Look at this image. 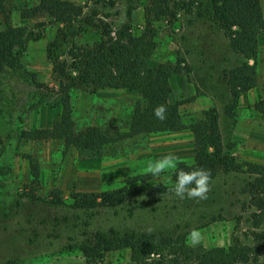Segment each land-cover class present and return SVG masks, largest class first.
Here are the masks:
<instances>
[{
  "label": "rangeland",
  "instance_id": "obj_1",
  "mask_svg": "<svg viewBox=\"0 0 264 264\" xmlns=\"http://www.w3.org/2000/svg\"><path fill=\"white\" fill-rule=\"evenodd\" d=\"M36 1L2 0L0 12V30L8 22L39 33V38L27 39L17 65L0 73V264H95L84 260L78 246L95 232L109 230L182 235L189 244V232L197 228L204 234L200 245L206 248L228 245L235 238L249 243V208L242 191L252 178L247 173L218 172L206 200H181L170 191L129 196L113 207L67 205L72 190L121 186L126 178L145 174L148 161L169 153L191 163L193 144L187 129L121 136L140 103L138 92L123 88L70 90L74 137L109 140L99 149L80 148L77 141L20 137L21 130L50 127L57 121L58 79L52 59L67 60L72 42L90 45L99 35L96 28L76 22L77 32L62 41L61 24L49 23L43 15L21 19L20 10ZM68 1L111 29L126 22L135 36L146 28L152 31L156 45L146 59L148 65L181 57L190 68L169 78L172 101L191 98L179 106L182 122L200 119L203 110L214 107L225 149L239 161L264 163V113L254 107L264 99V30L258 35L256 85L240 94L230 118L224 113L229 90L223 70L242 59L216 26L208 0ZM260 5L264 15V0ZM169 172L148 174V182L162 183ZM54 189L64 200L61 204L49 201ZM97 264L131 263L127 250H114L105 252Z\"/></svg>",
  "mask_w": 264,
  "mask_h": 264
},
{
  "label": "trees",
  "instance_id": "obj_2",
  "mask_svg": "<svg viewBox=\"0 0 264 264\" xmlns=\"http://www.w3.org/2000/svg\"><path fill=\"white\" fill-rule=\"evenodd\" d=\"M261 1L208 0V8L216 26L227 38L230 49L242 59L237 65L223 70L229 90L224 113L230 118L235 114L240 94L256 85L258 35L264 30ZM0 12H4L2 0ZM37 15L47 17L49 23L64 26V32L60 35L62 41L77 32L73 26L76 22L96 28L99 35L90 45L80 46L72 42L66 51L67 60L52 59V71L58 79L57 104L60 111L57 121L50 127L21 130L20 137L28 140L77 141L80 148L99 149L109 140H76L74 137L69 106L70 90L75 87H88L92 90L123 88L138 92L140 103L134 106L128 129L121 136L187 129L192 139L193 159L191 163L182 161L179 167L209 168L212 178L218 172L252 175L242 188L247 195L249 208V243L235 238L225 246L192 247L182 235L171 236L147 231L118 233L109 230L95 232L90 239L78 246L84 260L97 264L101 262L105 252L127 250L131 264H264V163L239 161L225 149L214 107L203 110L200 119L190 120L188 124L182 122L179 106L191 98L172 101L169 78L174 74L189 71L190 68L184 59L177 57L156 65H148L146 59L156 45L152 31L146 28L135 36L126 22L111 29L106 21L83 14L82 6L72 1L37 0L35 4L21 9L19 13L21 19ZM29 37L39 38V33L28 32L22 25L5 23L4 28L0 30V73L17 65L18 57ZM247 60H251V64L247 63ZM158 104L168 106L167 118L164 121L157 120L153 114ZM254 107L264 113V99L256 102ZM150 180V175L143 174L128 177L123 185L111 189L72 190L65 201L72 209H92L116 206L129 196L167 193L175 184V170H170L167 180L162 183L150 184ZM50 193L51 204L58 205L64 201L58 190L54 189Z\"/></svg>",
  "mask_w": 264,
  "mask_h": 264
},
{
  "label": "clouds",
  "instance_id": "obj_3",
  "mask_svg": "<svg viewBox=\"0 0 264 264\" xmlns=\"http://www.w3.org/2000/svg\"><path fill=\"white\" fill-rule=\"evenodd\" d=\"M168 106L158 104L153 114L159 121L167 118ZM183 163L174 154H167L155 161H148L144 173L159 177L166 170H175L176 181L171 191L179 199L206 200L211 191L212 173L211 169L205 167H179ZM204 240V234L197 228L189 232V244L192 247L200 245Z\"/></svg>",
  "mask_w": 264,
  "mask_h": 264
}]
</instances>
